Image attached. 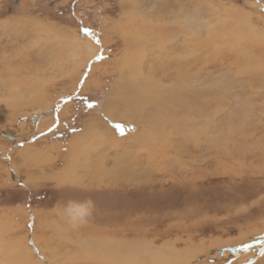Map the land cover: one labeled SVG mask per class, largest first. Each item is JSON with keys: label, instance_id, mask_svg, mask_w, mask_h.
Listing matches in <instances>:
<instances>
[{"label": "rangeland", "instance_id": "obj_1", "mask_svg": "<svg viewBox=\"0 0 264 264\" xmlns=\"http://www.w3.org/2000/svg\"><path fill=\"white\" fill-rule=\"evenodd\" d=\"M238 15L244 16L241 25L231 27ZM144 18L178 22L182 42L168 48L128 44L139 38L133 22ZM198 40L208 47L201 74L199 66L191 77L184 67L162 68L169 55L184 57L183 45ZM88 43L95 49L87 50ZM152 66L156 77L147 81ZM263 69L264 0H0V264H153L156 256L182 257L187 249L188 264H264V137L248 146L247 157L206 150L210 137L228 136L232 127L258 138L253 125L242 122L255 120L251 104L264 103V88L252 85L254 71ZM137 90L149 96L144 107L156 108L150 101L161 97L179 99L191 112L176 106L175 117L157 114L156 128L146 127L145 142L133 145L127 136L138 132L134 122L108 121L124 126L105 163L86 159L82 176L76 168L64 174L75 138L89 142L85 153L102 145L104 130L87 134V127L106 119L104 102L112 103L109 112L120 103L132 105ZM147 108L138 111L149 116L157 110ZM115 162L126 163L135 177L119 193L77 185L93 173L105 175ZM87 199L94 203L91 216L73 226L69 201ZM112 212L119 215L114 221L101 219ZM111 237L126 258L109 255L115 243L103 242Z\"/></svg>", "mask_w": 264, "mask_h": 264}, {"label": "bare ground", "instance_id": "obj_2", "mask_svg": "<svg viewBox=\"0 0 264 264\" xmlns=\"http://www.w3.org/2000/svg\"><path fill=\"white\" fill-rule=\"evenodd\" d=\"M134 1V0H133ZM137 2V1H136ZM135 2V3H136ZM136 5V4H135ZM138 6V5H137ZM132 9V8H131ZM244 16H237V18H234V22L231 23V27H233L234 25H236L235 23H239L240 20L242 21L244 18ZM176 18V17H175ZM138 19V18H137ZM135 19V22H133V25L137 26L136 30L134 31V37L138 36L139 38H134L133 40H131L128 44H133L134 46L136 47H139L142 45V47H145L148 43H153V44H156V45H159L160 47H163V48H168L170 46V44H172L173 42H178L180 38H177V35L176 33L177 32H182V31H178L179 30V27L180 25L178 24V22L174 21V24H171V25H166V22L165 21H157V22H154L152 18H144V19H140V22L138 23ZM177 20V19H176ZM179 20V19H178ZM191 20V19H190ZM233 20V19H232ZM231 20V21H232ZM148 21V22H147ZM186 21V20H185ZM184 19H183V22H185ZM154 22V23H153ZM188 22V21H187ZM191 22V21H190ZM193 22V21H192ZM191 22V23H192ZM123 23V22H122ZM182 23V22H181ZM242 23V22H241ZM241 23H239L241 25ZM187 24V23H186ZM202 24V23H201ZM122 25V24H121ZM229 26V28H231ZM199 27H203V25H199ZM176 28V29H175ZM126 32V31H125ZM183 33H186V31H184ZM149 34V38L146 39H142L143 38V35H146ZM64 34H60L58 32H53V37H57L58 36H62ZM215 39H217L218 36H220V34H217L215 33ZM207 37V36H205ZM186 38H187V35L183 36V40L186 41ZM81 39V38H80ZM70 40V39H69ZM90 41V40H89ZM72 42V41H71ZM180 42H182V40L180 39ZM86 43V42H85ZM142 43V44H141ZM73 44V43H72ZM195 45H183V51L185 53H187L186 55H184V57H180V56H177V57H173V56H170L169 55V60L168 62L170 63H162L163 67H165L166 65L168 64H171L173 65V67H176V68H181V67H184L186 68V73H188V76L191 77L192 74H191V71H192V67H196V66H199L198 69H200V73L201 74V71L203 69H205L207 66H208V59H207V53H208V47L207 46H204V44H202V41H196L194 43ZM70 45V44H68ZM75 45V44H74ZM74 45H71V46H74ZM250 45V48H251V44L249 43ZM70 46V47H71ZM95 45H93L92 43H88L85 47L88 49H92L94 50ZM154 46V45H152ZM217 46V45H216ZM69 47V46H68ZM67 47V48H68ZM75 47H83V45H81L80 43L76 42V45ZM84 48V47H83ZM58 49V48H57ZM77 49V48H76ZM85 49V48H84ZM60 50V49H59ZM230 49H228L229 51ZM77 51V50H76ZM81 51V50H80ZM86 51V50H85ZM195 51V53L192 55V53ZM210 51V50H209ZM62 52V51H61ZM96 52V51H95ZM52 53V52H51ZM92 53L94 52H88L89 55H91ZM98 53V52H97ZM163 52L159 51L158 54L156 55V57H160V55L162 54ZM232 53V52H231ZM229 54V53H228ZM234 54V53H233ZM66 55V53H65ZM189 55V56H188ZM59 56V55H58ZM56 57L55 60H59L61 59L62 57ZM81 56V55H80ZM39 58H41L40 56H38ZM43 57V56H42ZM78 57V56H77ZM90 57V56H89ZM45 58V56H44ZM79 58V57H78ZM63 59V58H62ZM70 59V58H69ZM68 59V60H69ZM237 59V58H235ZM54 61V60H53ZM52 61V62H53ZM62 61V60H61ZM82 61V60H81ZM83 61H86V60H83ZM82 63V62H81ZM80 64V63H79ZM57 65H60V64H57ZM62 65V64H61ZM237 65V64H236ZM76 66V65H75ZM71 69V68H70ZM251 71V70H250ZM254 71V70H253ZM68 72V71H67ZM163 72L165 73V71L163 70ZM253 73V72H252ZM144 74V73H143ZM141 74V75H143ZM163 74V73H162ZM177 74L178 76H183V73L180 72L179 70H177ZM149 76L147 77L149 81L150 79L151 80H154L155 77H156V74H155V70H154V66L151 67V71L150 73L148 74ZM164 75H167L169 76L168 72H166ZM255 75V78H252L254 79V82L252 83V85H255L257 87H260L262 86L264 88V80L260 79V76L263 75V79H264V69L263 70H255L254 73H253V76ZM155 76V77H154ZM162 76V77H163ZM161 77V78H162ZM194 77V76H193ZM120 78V77H119ZM146 78V77H145ZM142 79V78H141ZM178 80H181V79H178ZM146 81V82H147ZM250 82V81H249ZM252 82V81H251ZM250 86H251V83H249ZM184 86H186V81L185 83L183 84ZM139 88V87H138ZM120 89V87H119ZM130 89V88H129ZM136 90V89H135ZM258 91V90H257ZM134 94L132 96L135 97V102L136 103H131L132 105H129L128 103L129 102H124V103H120L118 105H115V107H113V111L112 108H111V111L109 112V110L107 111V109H109V107L112 105L111 102L107 103V100L106 102H104V106H103V109L101 110V113L102 115H104V117L106 119H103L102 117H98L95 122L92 121V123H89L88 124V127H87V134H91V133H95L96 131H99L101 129H103L104 131L103 132H100V139L101 141H104L103 143L101 141H99L100 144L102 145H97L96 147V150L94 149L93 152H91V154H89V152L85 153L86 149H89L88 145L89 142H87V140L85 139H77L76 138L70 142L69 144V150H68V154H66V156L64 157L66 162H65V166L63 167L62 169V172H69V173H74L75 172V168H76V173H79L80 175L78 176H82L84 173H80L81 171H84L85 170V166L83 165L81 167V165L83 163H86V159L89 160V164L93 165V164H98L99 165H103V163H105V158L106 156H108L109 152H108V149L110 150V146L111 145V142H115L117 141V139H120L121 137H123L122 135H119L120 134V130L118 128H115V127H111L108 125V121H114V122H117L119 124L121 123H129V122H134L136 127H138V132L132 134V135H129L127 136V139H130L131 140V145L133 144H136V143H143L145 142V138L146 137V132L145 131V128L146 127H149V128H156V124H157V121H156V116L157 114L160 115V114H164V115H172L173 117H175L176 113H177V109L175 108L176 106L179 107V111L181 112H186L188 113L189 111H187V108L190 110L191 112V108L185 104H181L180 102H178L177 100L179 99H174V100H170L168 98H156V97H153L154 99H151L148 100L150 101V104L151 103H157V110L155 112H153L154 114L152 115H145L144 111L143 112H139L138 111V108L142 107V110L146 109L148 107L147 103H146V107L143 106V103L145 102V98L147 99L148 97H145L146 95L144 94V91L142 93L135 91L133 92ZM259 93V92H258ZM129 94V92H128ZM124 96L123 93L120 95V97ZM152 97V95H151ZM110 98V97H109ZM113 98V97H112ZM117 100V99H116ZM156 100V101H154ZM109 101V100H108ZM115 101V99H114ZM127 101V100H126ZM166 102H169L171 103V106L170 107H164V103ZM264 102V101H263ZM117 103V102H116ZM262 103V102H261ZM109 104V105H107ZM252 105V109L253 111L251 112L252 114H254L256 116L255 118V123H253L254 121L251 120L249 122H246V120H244L242 122V124H244V126H250V125H253V131L256 132V134H258V138L255 139L254 138V135L253 134H247L245 133V131L243 132L242 130H240L239 128H236V127H232V131L228 132V136H225L223 138H219L221 137L222 132H218V135H215L213 137H210L207 145H206V150L207 151H211L212 153H214L215 156H221L222 158L226 157L228 159H233L232 157H234L235 155H237L238 157H247L248 154L250 155L252 152H249V153H246V151L248 152L249 150V147L250 145H255L258 146V143L256 140H261L263 137H264V116L261 117L259 114H263L264 115V103L263 104H251ZM47 106V105H46ZM132 106V107H131ZM155 106V105H154ZM169 106V105H168ZM38 107V106H37ZM49 107V106H48ZM112 107V106H111ZM44 108V107H43ZM107 108V109H106ZM137 108V109H136ZM150 108V107H148ZM147 108V109H148ZM156 108H154L153 106L150 108L149 111L151 110H155ZM106 109V110H105ZM46 110V109H45ZM239 111V110H238ZM37 112V111H36ZM35 112V113H36ZM49 113V112H47ZM115 113V114H114ZM251 113H249L250 116H253L251 115ZM259 113V114H258ZM44 114V113H43ZM239 114V113H238ZM245 114V113H243ZM47 114H45L46 116ZM231 116V115H230ZM39 118V117H38ZM101 118L103 120H101ZM44 123V122H43ZM42 122H40L41 126L43 124ZM251 123V124H249ZM253 123V124H252ZM46 124V123H44ZM43 124V125H44ZM47 125V124H46ZM48 126V125H47ZM122 127L124 125H121ZM135 126H131L130 125V128L133 130L135 129L134 128ZM239 127V125H238ZM241 127V126H240ZM246 130V128L244 129ZM248 130V129H247ZM250 130V129H249ZM251 131V130H250ZM125 133V132H124ZM169 134H172L171 133V130L168 131ZM253 133V132H252ZM260 133V134H259ZM9 134V133H8ZM93 135V134H92ZM13 136V135H12ZM91 136V135H90ZM89 136V137H90ZM126 137V135H125ZM219 138V139H218ZM169 139H167L168 141ZM221 141V143H223L222 145L221 144H217V142L215 141ZM250 140V142H248ZM263 141V140H262ZM166 144H169L170 146V149H173L175 151L176 148L174 147L175 144H172V143H167L165 141ZM115 144V143H114ZM87 145V146H86ZM126 145V144H125ZM127 146V145H126ZM123 147V146H122ZM252 147V146H251ZM262 148V147H261ZM127 149V148H126ZM155 149V147H154ZM91 150V149H90ZM157 150V149H156ZM25 151V150H24ZM113 155H114V158H117V151L116 150H113ZM135 153V152H134ZM152 153V152H151ZM150 153V155H151ZM256 153V151H255ZM259 153V152H258ZM89 154V155H87ZM161 154H164V153H161ZM135 155V154H134ZM165 155V154H164ZM162 155L161 157L164 159L165 156ZM32 156V155H31ZM89 156V157H88ZM138 156V155H137ZM260 156L258 157V155L256 156V158L260 159ZM110 157V156H109ZM152 157V156H150ZM160 157V158H161ZM206 159H208V155L205 156ZM119 159V158H118ZM135 159H137V157L135 156L134 158L131 159L130 162H134ZM257 159V160H258ZM264 159V157L262 158ZM222 160V159H221ZM98 161V163H97ZM114 161V160H113ZM103 162V163H102ZM109 162V161H108ZM127 162V161H126ZM207 162V160H206ZM123 163V162H122ZM110 164V163H109ZM131 164V163H130ZM113 166L111 167H106L105 170H106V174H102V172H99V173H93L91 175H88V178H86V176L82 179V181H78V186H82V187H85L87 188L86 186H93V187H96L95 191H97V194L101 193L102 195L104 193H107V194H110V195H113L115 194L116 192L119 193V191L121 190V186H124V185H127V184H132L131 181H135L134 180V176H132V172L131 171H128V168L126 163H114L112 164ZM154 165V164H153ZM134 167V166H132ZM126 171H125V169ZM140 168V167H139ZM83 169V170H82ZM133 169V168H132ZM144 169V168H143ZM131 170V169H129ZM136 170V169H135ZM79 171V172H78ZM104 171V170H103ZM140 172V171H139ZM135 173V172H134ZM137 173V172H136ZM142 175L144 174V170L141 172ZM82 174V175H81ZM97 175V176H96ZM138 175V174H137ZM59 177V173L58 175H56ZM77 176V177H78ZM90 176V177H89ZM140 176V174L138 175ZM129 181V182H128ZM77 182V181H76ZM117 183V184H116ZM135 183V182H133ZM109 184L113 185V186H109ZM116 184V185H114ZM110 187H114L116 188L115 191H113V189H111ZM119 194H117L115 197L116 199L119 198L118 196ZM114 207L111 206V210H113L112 208ZM101 216V215H100ZM119 215H114V213H108V214H103V216H101V219L103 218L105 221L107 222H110V221H114L116 218H118ZM103 223V222H102ZM112 223V222H111ZM69 233V232H68ZM100 233V232H99ZM113 238H107V241L106 242H103V243H115L114 246H112V248L114 249L113 252H110L109 255L114 256V257H121V258H126V257H123V252L121 251L120 247H119V243L117 242H113ZM82 243V242H81ZM22 248V247H21ZM110 249V248H109ZM143 249V248H142ZM145 249V248H144ZM23 250V249H22ZM22 250L18 249V248H15V253H19L21 254L22 253ZM112 251V249H111ZM139 251H141L139 249ZM109 252V251H108ZM194 252V251H193ZM224 252V251H223ZM222 252V253H223ZM102 253V252H101ZM192 254V253H191ZM120 255V256H119ZM129 256V255H128ZM140 257H144L143 255H141ZM146 257H153V256H147ZM144 257V258H146ZM154 262L153 264H188V260L189 259V251L188 249L186 250V253H183L182 257H180V255H170V254H164L162 256H156L154 257ZM141 260V259H140ZM192 260V259H191ZM142 261V260H141ZM144 262V261H143ZM143 264V263H142Z\"/></svg>", "mask_w": 264, "mask_h": 264}, {"label": "clouds", "instance_id": "obj_3", "mask_svg": "<svg viewBox=\"0 0 264 264\" xmlns=\"http://www.w3.org/2000/svg\"><path fill=\"white\" fill-rule=\"evenodd\" d=\"M93 208H94V203L90 199L80 202L69 201L68 203L69 222L73 226L86 222L87 218L91 216Z\"/></svg>", "mask_w": 264, "mask_h": 264}, {"label": "snow or ice", "instance_id": "obj_4", "mask_svg": "<svg viewBox=\"0 0 264 264\" xmlns=\"http://www.w3.org/2000/svg\"><path fill=\"white\" fill-rule=\"evenodd\" d=\"M83 31H85L86 33H89V30L88 29H83ZM90 34V33H89ZM98 42V41H97ZM89 106H91V105H89ZM120 131H123V128H122V126L121 125H117L116 126Z\"/></svg>", "mask_w": 264, "mask_h": 264}, {"label": "water", "instance_id": "obj_5", "mask_svg": "<svg viewBox=\"0 0 264 264\" xmlns=\"http://www.w3.org/2000/svg\"><path fill=\"white\" fill-rule=\"evenodd\" d=\"M5 135H8V137H13L12 135H9L8 133H4ZM230 251H234V249H231Z\"/></svg>", "mask_w": 264, "mask_h": 264}]
</instances>
